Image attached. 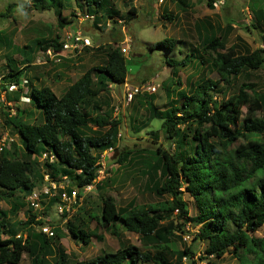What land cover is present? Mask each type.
I'll return each instance as SVG.
<instances>
[{"label":"trees","instance_id":"trees-1","mask_svg":"<svg viewBox=\"0 0 264 264\" xmlns=\"http://www.w3.org/2000/svg\"><path fill=\"white\" fill-rule=\"evenodd\" d=\"M75 1L80 10L86 7L87 13L94 15L95 26L101 23L99 30H105L110 21L120 24L118 20H122V14L114 9L110 0ZM206 3L213 7V0ZM33 4L36 8L54 9L59 28L72 22V18L62 15L64 0H33ZM132 16L137 17L134 8L124 15V21L129 23ZM162 17L171 22L175 14L165 11ZM212 33L199 47L198 57L204 58L199 61L201 64L207 63L205 58L212 59L218 80L206 79L196 84L190 96L180 93L179 97L184 98L181 107L177 106V99L164 110H159L152 99L148 101L149 117L141 129L154 119L162 120L158 130L168 147L159 143L147 158L141 151H135L134 156L128 152L121 159L129 160L130 164L141 159L140 163L147 170L152 169V173L149 172L151 192L158 200L146 205L130 202L118 207L113 198L107 197L103 199L101 214L89 215L102 227L120 224L143 238L151 237L156 241L154 252L127 244L75 264H184V260L186 264H196L192 248L177 250L171 242L175 227L182 231L185 222L197 227L193 240L204 243L206 257L203 259L208 258L207 264H216L209 257L219 260L225 253L234 256L236 264H264V237L256 238L251 234L264 223V119L257 117V112L264 110V96L245 82L226 100H216L211 95L221 82H235L248 71L264 69V57L259 49L239 54L233 47L225 50V42ZM177 41L165 39L149 45V49H162L167 42ZM8 42L10 44V40ZM117 43L115 40L114 44ZM49 47L61 48L57 34L34 40L29 50L45 51ZM26 55L20 61L8 58L6 72L0 78V90L6 91L12 84L17 86L13 96L8 97L12 103L11 107H6L3 118L5 125L19 136L27 155L24 159L13 158L6 147L0 152V199L5 198L10 203L12 212L26 207L25 197L35 190L38 181L44 182V173L54 181L66 176L68 190L72 186L86 187L96 180L101 155L113 148L120 127V121L111 117L114 108L100 96L108 92L110 85H123L128 75L126 56L119 46H114L106 51L104 61L88 68L61 95L50 86H35L32 81L29 90L19 95L22 77L31 68L32 58ZM192 56L194 53L190 52L183 59L166 58L171 74L177 76L176 84H180L179 69ZM20 62L24 63L23 67ZM246 87L251 89V95ZM20 96L28 98L29 108L18 105ZM29 116H34L35 121L26 122ZM159 132L152 130L149 135L158 139ZM237 140L235 147L228 148ZM44 153L53 155L54 159L52 162L43 159L45 170L41 172L30 157H41ZM181 184L192 199L194 215H189L188 204L180 197ZM57 202L56 197L43 201L45 211L42 213ZM28 208L27 219L13 224L4 212L0 213V264H18L23 253H27L31 264H46L47 257L55 252L52 243L59 236L57 227H54L55 235L47 237L37 230L41 221L35 220L36 216ZM173 216L176 222L179 220L177 225ZM76 221L71 217L66 223L67 230L87 244L92 234L82 218ZM57 247L55 263L67 264L62 247ZM169 252L175 261L168 260Z\"/></svg>","mask_w":264,"mask_h":264},{"label":"rangeland","instance_id":"rangeland-1","mask_svg":"<svg viewBox=\"0 0 264 264\" xmlns=\"http://www.w3.org/2000/svg\"><path fill=\"white\" fill-rule=\"evenodd\" d=\"M79 1L82 2L83 0ZM110 1L114 9L122 14L120 19L123 23L112 24L110 21L109 26L102 31L92 21L82 20L81 16L87 12L86 7L80 10L75 0H64L66 5L62 15L72 18V22L62 28L58 27V15L52 8H36L33 0H0V78L6 72L8 58L11 57L20 61L26 55H23L24 51L27 53L26 57L32 58L31 68L22 77L19 95L29 90L30 81L34 82L35 86H50L57 95H61L67 86L76 81L88 68L104 61L106 51L109 48L125 45V39L128 40L127 43L129 44L128 53L125 54L128 67L126 80L128 84L153 83L157 85V90L153 95L139 94L127 106L123 102V85H110L107 88L108 92H106L108 95L106 93L101 94L100 98L108 101L109 107L114 108L111 117L120 121L118 131L120 136L113 149L101 155L98 177L91 184V187L78 189L76 205L73 204L69 211L62 214L52 208L44 214L51 224L55 228L57 227V233H59L58 238L52 243L55 252L47 257L46 264H57L55 261L58 245L62 247L66 255L67 264L90 261L97 255L113 252L127 244L134 245L142 251L154 252L156 241L151 237L143 238L135 232L127 231L120 224L113 227H102L98 220L90 219L89 215L99 216L102 211L103 199L107 197L113 198L118 207H123L130 202L140 206L158 200L151 192L152 182L149 178V172L151 174L152 169L147 170L146 166L140 163L141 159L132 164L128 163L129 160H121L125 153L131 152L130 156H134L135 151H141L143 157L147 158L150 156V151L154 150L159 143L163 144L165 148L168 147L163 134L158 130L162 120L154 119L148 122V126L141 129L142 124L149 117L148 101L150 102L152 99L153 104L159 110H164L172 100L177 99V106L181 107L184 98L179 97L180 93L190 96L196 84L206 79L216 81L219 78L212 66L211 58H205L207 63L201 64L199 62L204 59L198 57L199 47L204 40L200 38L198 42L188 30L184 33L182 30L183 35L178 33L175 27L162 26V23L165 24L168 21L162 17L164 12L161 13V8L158 10L154 6V0ZM172 3L175 4L176 1L173 0ZM202 5H205V0L197 4L199 11L203 9ZM130 8L135 9L137 17L132 16L133 19L127 23L124 21V15ZM217 9L219 21L217 29H214L213 32L225 42V50L233 47L239 54L259 49L261 57H264V40L262 39L264 34V0H224V3ZM71 13L75 15L70 16ZM74 29H80L91 41V46L84 48L77 56L74 55L75 57L69 55L55 61V58L50 59L45 56L43 50L35 52L29 50L34 44V40L45 39L51 34H57L60 41L66 31ZM179 35L181 41L167 42L166 47L162 49H154L153 51L149 49V45L165 39L178 40ZM8 40H10V44ZM115 40L118 42L117 44H114ZM25 46L28 48L25 49ZM190 52H193L194 56L189 58L187 63L179 69L180 84L178 85L175 83L177 76L171 74L170 67L166 65L165 60L167 57L183 59ZM20 66L23 67L24 63L20 62ZM35 77L38 80H35ZM243 82L253 85L252 88L255 89L256 93L264 96L263 68L248 71L240 78L238 77L235 82L233 80L228 84L221 82L211 92V95L216 100H226L228 96L238 92ZM16 90L17 86L12 90H0V134L1 137L6 138V148L9 150L10 156L16 159H24L27 155L23 143L19 136L5 125L3 118V112H6V107H11L12 103L8 97L13 96L12 93ZM245 90L250 95L252 94L251 89L246 87ZM19 100L18 105L21 108H29L27 97L20 96ZM246 109L247 106H244V110ZM10 112L13 114V110ZM257 117L264 119V110L257 112ZM34 118V116H29L25 121L32 123L36 119ZM152 130L159 132L158 139L149 135V131ZM10 139L12 141H9ZM238 142L239 140L228 145V148L235 147ZM222 143L226 147V144ZM30 159L36 161L41 172L45 170L42 156L31 155ZM43 183L38 181L35 190L40 191L44 186ZM179 189L182 191L181 199L188 204L189 215H194L192 199L185 191L184 185L181 184ZM27 208L26 205V207L12 212L10 203L5 198L0 199V213H5L10 224L27 219ZM71 217H74L75 222L78 218H82L84 225L86 223L88 231L92 234L87 244L72 236L67 230L66 223ZM173 219L175 224L179 222V220L176 222L174 216ZM196 228L189 222H185V225L182 226L183 232L175 227L171 242L177 250H182L184 247L192 248L195 252L193 259L197 261L196 264H207L208 258L203 259L206 257L204 243L193 240ZM251 234L256 238L264 237V223ZM209 259L216 264H236L237 262L235 257L229 253H225L219 260L210 257ZM168 260L175 261L170 252L168 253ZM183 263L186 264L187 260H184ZM18 264H31L27 253H23Z\"/></svg>","mask_w":264,"mask_h":264},{"label":"built area","instance_id":"built-area-1","mask_svg":"<svg viewBox=\"0 0 264 264\" xmlns=\"http://www.w3.org/2000/svg\"><path fill=\"white\" fill-rule=\"evenodd\" d=\"M163 0H158L159 3H162ZM224 3V0H213V7L219 8ZM82 20L93 21L94 15H91L86 12L83 16H81ZM118 23H123L122 20H118ZM110 22L107 23V27ZM101 23H98L99 27ZM125 45L119 46L122 53H128L129 44L128 40H124ZM61 48L58 50L53 49V47L47 48L44 52L45 56H48L50 59L55 58V61H59V59L64 58L66 56L71 55V57L77 56L82 50L86 47L91 46L90 39L83 34L80 29L68 30L64 33L63 38L60 40ZM75 55V56H74ZM124 94H123V102L124 105H129L135 96L139 94H153L157 90V85L153 83H143L141 85H132L128 84L126 81L123 84ZM15 89L16 85H10L8 89ZM120 136V133L118 134ZM9 141H12L10 139ZM6 138H0V152L5 148ZM113 148L110 147L103 153L111 151ZM42 159H47L49 162H52L54 157L53 155L44 153L42 155ZM44 183L43 187L40 191L33 190L26 197L25 201L30 208L31 212L36 216L35 220L41 221V224L37 225V230L44 233L47 237H53L55 235L54 225L51 224L49 219L45 217L42 213L45 205L42 203L43 201H48L54 197L58 198V202L52 206V209L57 210L59 213H63L65 211H69L72 205L76 202V198L78 195V187L72 186L70 190L67 189L69 186V181L66 176L62 177L60 181H54L49 177L48 173L43 174ZM91 185H88L83 188H90ZM20 235H17V237Z\"/></svg>","mask_w":264,"mask_h":264},{"label":"crops","instance_id":"crops-1","mask_svg":"<svg viewBox=\"0 0 264 264\" xmlns=\"http://www.w3.org/2000/svg\"><path fill=\"white\" fill-rule=\"evenodd\" d=\"M156 1L154 0V6L158 10L161 8V13L169 11L175 14L171 22L162 23L164 27H175L178 33H182V30L183 33L188 30L195 36L198 42L200 38L206 40L211 36L214 29H217L219 11L217 8L208 7L206 0L205 5L201 6L203 9L200 11L197 4L201 3L202 0H175V4L172 3L173 0H163L162 3ZM178 40H182L180 35Z\"/></svg>","mask_w":264,"mask_h":264}]
</instances>
